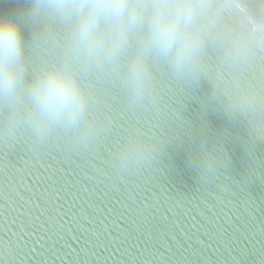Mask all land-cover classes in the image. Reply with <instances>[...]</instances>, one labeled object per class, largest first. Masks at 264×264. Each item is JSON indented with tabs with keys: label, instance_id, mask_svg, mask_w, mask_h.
<instances>
[{
	"label": "clouds",
	"instance_id": "clouds-1",
	"mask_svg": "<svg viewBox=\"0 0 264 264\" xmlns=\"http://www.w3.org/2000/svg\"><path fill=\"white\" fill-rule=\"evenodd\" d=\"M24 3L19 16L0 14V178L10 205L19 169L7 157L17 149L31 162L55 147L111 184L155 180L170 148L186 149L198 185L226 175L245 190L264 177V0ZM210 113L241 130L238 179L229 130L213 136ZM161 196L170 210L183 200L167 188ZM3 233L0 264H22L18 234Z\"/></svg>",
	"mask_w": 264,
	"mask_h": 264
},
{
	"label": "water",
	"instance_id": "water-1",
	"mask_svg": "<svg viewBox=\"0 0 264 264\" xmlns=\"http://www.w3.org/2000/svg\"><path fill=\"white\" fill-rule=\"evenodd\" d=\"M25 6L24 0H0V14L19 16ZM202 94L200 89L194 95ZM185 115L195 120L197 104L189 103ZM208 119L213 136L229 130V174L238 179L246 159L239 146L241 130L214 113ZM258 151L264 155V145ZM43 158L27 173L22 149L8 155L13 171L19 169L11 205L0 178V235L4 228L18 234L22 264H114L123 249H158L168 264H264V177L245 190L226 175L198 185L185 148L168 150L155 180L145 174L122 184L96 176L55 147ZM161 188L180 193L183 200L170 210ZM73 215V231L67 235L59 225L67 227Z\"/></svg>",
	"mask_w": 264,
	"mask_h": 264
},
{
	"label": "snow or ice",
	"instance_id": "snow-or-ice-1",
	"mask_svg": "<svg viewBox=\"0 0 264 264\" xmlns=\"http://www.w3.org/2000/svg\"><path fill=\"white\" fill-rule=\"evenodd\" d=\"M44 160L43 157L39 159H33L31 162L23 159L22 165L23 168L27 170V173H31V169L35 168L36 165L40 164ZM26 173V174H27ZM76 219L75 215H73L72 219L68 222V226L65 227L66 234L72 233L71 223ZM120 251V249H117ZM122 259L118 262H114V264H168V261L165 259V254L160 252L158 249L153 251H149L146 253H138L133 252L130 249H123L121 251ZM100 264H106L105 261H101Z\"/></svg>",
	"mask_w": 264,
	"mask_h": 264
}]
</instances>
